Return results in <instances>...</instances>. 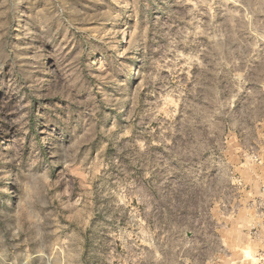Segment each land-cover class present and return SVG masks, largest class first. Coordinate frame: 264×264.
Masks as SVG:
<instances>
[{
	"label": "rangeland",
	"instance_id": "rangeland-1",
	"mask_svg": "<svg viewBox=\"0 0 264 264\" xmlns=\"http://www.w3.org/2000/svg\"><path fill=\"white\" fill-rule=\"evenodd\" d=\"M241 3L247 8L248 0H57L55 11L62 14L44 20L48 28L42 30L34 13L45 0H9L10 11L0 15V207L13 202L18 155L26 160L39 153L58 180L57 173L67 171L59 161L71 162L70 145L86 141L76 153L75 174L68 173V183L56 189L68 193L63 197L68 207L56 218L64 226L57 235L66 239L63 233H74L81 241L70 245L71 256L57 248L63 264H264L260 145L247 148L237 134L225 167L217 164L213 172L212 187L223 189V197L208 193L215 199L202 211H181L173 230L146 212V201L156 212L161 178L143 175L131 150L122 151L132 137L120 138L134 122L133 136L140 133L143 113L164 96L165 84L193 86L198 69L182 57L214 42L192 32L207 31L208 24L213 34L235 32L243 43L225 35V58L231 51L242 63L250 56L253 66L264 62V44L254 49L257 37L241 30L248 23L241 20ZM251 3L262 6L264 0ZM237 12L240 16L233 15ZM258 18L264 19L259 7L251 23ZM185 32L187 44L179 42ZM147 76H154L158 95L142 87ZM226 86L222 79L221 89ZM133 115L135 121L126 118ZM224 172L231 179L216 188ZM157 253L162 259H155Z\"/></svg>",
	"mask_w": 264,
	"mask_h": 264
},
{
	"label": "clouds",
	"instance_id": "clouds-1",
	"mask_svg": "<svg viewBox=\"0 0 264 264\" xmlns=\"http://www.w3.org/2000/svg\"><path fill=\"white\" fill-rule=\"evenodd\" d=\"M8 5L9 0H0V15L10 11ZM58 6L57 0H45V5L34 13V19L42 30L48 28L44 20L62 14L55 11ZM239 7L244 10L241 20L248 22L242 25L241 30L247 29L257 37L251 47L259 49L260 44H264V19L258 18L255 24L251 21L252 17L257 16L258 7L261 15H264V5L257 6L248 0L247 8L243 3ZM233 15L240 16V13ZM206 27L207 31L192 32L191 35H205L214 43L182 57L189 68L195 66L198 69L191 81L193 86L187 88L183 84L174 89L170 84H165L164 96H159L154 76H147L142 87H149L150 94L158 95V98L151 103L146 101L149 108L139 121V125L144 126L140 133L133 136V129L138 127L134 122L120 136L121 139L132 137L122 151L131 150L130 158L144 169L143 175L161 178L157 186L159 200L155 201L156 212L153 213V203L148 201L146 212L150 216H160L163 223L170 224L173 230L176 225L172 224V220L180 219L181 211H202L215 199V196L209 197L208 193L223 197V189L217 192L212 187L217 179L213 172L217 164L221 169L225 167L228 162L225 156L237 143V134L247 148H251L253 143L260 145L261 155L264 156V62L258 67L253 66L250 56L248 61L242 63L231 51L225 58V35L232 43L243 42L237 40L235 32L213 34V26L208 24ZM188 35L185 32L184 39L179 42L187 44ZM222 79L227 80L230 86L221 89ZM138 94L139 90L135 107L139 106ZM165 98L166 102L161 107ZM178 108L180 119H176ZM133 111L135 113V108ZM91 115L95 117V112ZM126 118L135 121L134 115ZM146 120L149 121L147 124ZM152 122L157 124L159 131L152 128ZM112 131H115V126ZM105 135L110 133L105 132ZM82 142L86 141L77 139L70 145V163L59 161L65 164L67 171L64 175L57 173L58 180L53 179V170L43 162L44 158L39 153L30 155L26 160L17 156L18 170L12 180L15 186L13 202L0 207V264H53L58 247L61 252L67 250L71 256L73 250L70 245L78 246L81 243L74 233H63L66 239L57 235L63 232L64 226L59 225L56 218L62 217V210L68 207L63 199L68 193L56 189L58 184L68 183V173L75 174V157ZM154 145L160 148L154 150ZM230 179L228 172H224L216 188H220V184H227ZM149 183L155 184V179ZM57 201L59 204H56ZM50 206H53L52 210H49ZM158 230L163 232V226ZM160 242L167 247L162 239ZM78 251L77 247V254ZM155 259H162L159 253ZM57 261L63 264L59 257Z\"/></svg>",
	"mask_w": 264,
	"mask_h": 264
}]
</instances>
